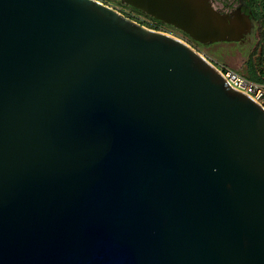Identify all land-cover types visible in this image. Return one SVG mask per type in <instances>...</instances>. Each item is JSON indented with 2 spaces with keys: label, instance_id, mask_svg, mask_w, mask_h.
I'll list each match as a JSON object with an SVG mask.
<instances>
[{
  "label": "water",
  "instance_id": "water-1",
  "mask_svg": "<svg viewBox=\"0 0 264 264\" xmlns=\"http://www.w3.org/2000/svg\"><path fill=\"white\" fill-rule=\"evenodd\" d=\"M124 2L197 39L230 25ZM0 264H264V108L98 0H0Z\"/></svg>",
  "mask_w": 264,
  "mask_h": 264
},
{
  "label": "rangeland",
  "instance_id": "rangeland-1",
  "mask_svg": "<svg viewBox=\"0 0 264 264\" xmlns=\"http://www.w3.org/2000/svg\"><path fill=\"white\" fill-rule=\"evenodd\" d=\"M98 1L116 9L126 17L140 23L147 28L160 31L159 29L162 27L163 30L161 31L169 33L185 41L201 54H203L214 65L216 63H219L226 67L232 68L233 70L247 69V71L252 72L253 61L249 60L246 63V55H249L250 59H252V57L254 58L256 56V52H261L264 50V42H261L259 39L262 26L258 22V20L254 21L253 19H251V24H237L236 26L234 24H230L231 27L230 25L228 28L226 27L227 32L221 34V37H219L218 39L202 40L193 37L189 33L183 31L182 29H179L172 24H168L164 21L156 19L143 10L129 5L128 3L124 2V0ZM205 1L214 12L219 14V16L221 17L222 15H225L226 19L229 17L232 18L234 16V14L230 13L232 12V10L234 11L240 8V1L236 0ZM253 2L255 5L254 9L252 10V15H255V17L263 16L264 0H253ZM240 10H244V7H242ZM241 15L245 16L244 14ZM240 18H238V20L236 21L242 23V20ZM243 22L245 23L246 20ZM235 28H237V31L234 30ZM245 64H247V66H244Z\"/></svg>",
  "mask_w": 264,
  "mask_h": 264
},
{
  "label": "crops",
  "instance_id": "crops-1",
  "mask_svg": "<svg viewBox=\"0 0 264 264\" xmlns=\"http://www.w3.org/2000/svg\"><path fill=\"white\" fill-rule=\"evenodd\" d=\"M236 1H240V8L236 9L234 11L232 10V12H230V13L234 14V16L232 18L229 17L228 24H234L235 26L237 24H251V19H253L254 21L258 20V22L260 24H262L261 23V16L255 17V15L254 16L252 15V13H253L252 10L254 9V5H255L253 0H236ZM242 7H244V10H240ZM241 12H243V13H241ZM241 14H244L246 16V18H245V16H242ZM240 17H243V18H240ZM238 18H240L242 20V23L241 22L239 23L236 21V20H238ZM245 20H246V22L244 23L243 21H245ZM238 28H240V27H238ZM234 30L237 31V28H235ZM259 39L261 42H264L261 40V32H260V38ZM262 52L263 51L256 52V56L254 58L252 57V59H250L249 55H246V57H247L246 63L249 60L253 61L252 62V64H253V71L252 72L247 71V69L246 70L240 69V70H235V71H237L241 75H243V76H245V77H247L253 81H264V55L262 54ZM215 65L224 66V65L219 64V63H216ZM244 66H247V64H245ZM227 68H229V67H227ZM230 69H232V68H230Z\"/></svg>",
  "mask_w": 264,
  "mask_h": 264
},
{
  "label": "built area",
  "instance_id": "built-area-1",
  "mask_svg": "<svg viewBox=\"0 0 264 264\" xmlns=\"http://www.w3.org/2000/svg\"><path fill=\"white\" fill-rule=\"evenodd\" d=\"M159 30H163L162 27ZM215 66L223 73L232 87L244 92L264 108V81H253L233 69L225 66Z\"/></svg>",
  "mask_w": 264,
  "mask_h": 264
},
{
  "label": "trees",
  "instance_id": "trees-1",
  "mask_svg": "<svg viewBox=\"0 0 264 264\" xmlns=\"http://www.w3.org/2000/svg\"><path fill=\"white\" fill-rule=\"evenodd\" d=\"M261 26H262V30H261V40L264 41V15L261 16ZM262 54L264 55V50L262 52Z\"/></svg>",
  "mask_w": 264,
  "mask_h": 264
}]
</instances>
